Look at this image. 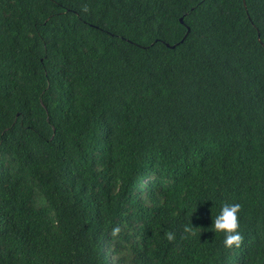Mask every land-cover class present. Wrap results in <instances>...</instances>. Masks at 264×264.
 Returning <instances> with one entry per match:
<instances>
[{
	"label": "trees",
	"instance_id": "obj_1",
	"mask_svg": "<svg viewBox=\"0 0 264 264\" xmlns=\"http://www.w3.org/2000/svg\"><path fill=\"white\" fill-rule=\"evenodd\" d=\"M0 264H264V0H0Z\"/></svg>",
	"mask_w": 264,
	"mask_h": 264
},
{
	"label": "clouds",
	"instance_id": "obj_2",
	"mask_svg": "<svg viewBox=\"0 0 264 264\" xmlns=\"http://www.w3.org/2000/svg\"><path fill=\"white\" fill-rule=\"evenodd\" d=\"M245 1V0H243ZM87 11V8L84 9ZM241 212V205L239 203L229 204L223 203L220 213L213 219L212 230L215 233L224 234V246L228 249L233 247L239 248L244 240L243 235L239 231L240 221L239 213ZM198 231H202L200 228L193 227L190 223L184 227L185 239L196 236ZM120 232L119 227L113 228L112 235L117 236ZM166 238L169 241L174 240L175 234L172 232L166 233Z\"/></svg>",
	"mask_w": 264,
	"mask_h": 264
},
{
	"label": "water",
	"instance_id": "obj_3",
	"mask_svg": "<svg viewBox=\"0 0 264 264\" xmlns=\"http://www.w3.org/2000/svg\"><path fill=\"white\" fill-rule=\"evenodd\" d=\"M181 22H182V19H181ZM188 33H189V28H188V32H187V35H188ZM187 35H186V36H187ZM172 47H174V46H172Z\"/></svg>",
	"mask_w": 264,
	"mask_h": 264
},
{
	"label": "bare ground",
	"instance_id": "obj_4",
	"mask_svg": "<svg viewBox=\"0 0 264 264\" xmlns=\"http://www.w3.org/2000/svg\"><path fill=\"white\" fill-rule=\"evenodd\" d=\"M235 198H236V197H235ZM235 198H234V199H235ZM227 202H228V201H227Z\"/></svg>",
	"mask_w": 264,
	"mask_h": 264
}]
</instances>
